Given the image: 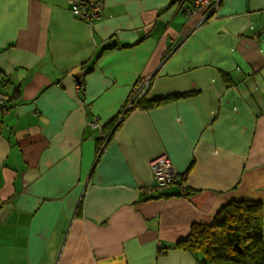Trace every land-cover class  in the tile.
<instances>
[{
  "label": "crops",
  "instance_id": "0c3cea01",
  "mask_svg": "<svg viewBox=\"0 0 264 264\" xmlns=\"http://www.w3.org/2000/svg\"><path fill=\"white\" fill-rule=\"evenodd\" d=\"M175 1L103 0L89 23L71 0H0V264H200L175 242L239 200L264 241V0L202 22ZM138 77L190 95L133 109L97 152L92 122ZM158 153L183 176L147 192Z\"/></svg>",
  "mask_w": 264,
  "mask_h": 264
},
{
  "label": "trees",
  "instance_id": "16d2710c",
  "mask_svg": "<svg viewBox=\"0 0 264 264\" xmlns=\"http://www.w3.org/2000/svg\"><path fill=\"white\" fill-rule=\"evenodd\" d=\"M82 66L85 70L78 78L79 87L84 76L92 70V64ZM188 95L189 92H176L152 99L144 95L135 101L123 117L135 108H152ZM117 117L109 124L101 125V130L107 128V135L97 139L99 146H104L110 140L115 127L122 121L123 117L117 122ZM174 247L189 251L200 264H264L262 204L250 200L231 201L218 210L209 224L192 223L187 235L176 241Z\"/></svg>",
  "mask_w": 264,
  "mask_h": 264
},
{
  "label": "built area",
  "instance_id": "2783aa9c",
  "mask_svg": "<svg viewBox=\"0 0 264 264\" xmlns=\"http://www.w3.org/2000/svg\"><path fill=\"white\" fill-rule=\"evenodd\" d=\"M221 0H194L192 7L186 8V14H192L198 9H203L199 22L214 18L216 10ZM184 0H176L177 5L182 4ZM72 12L79 19L92 23L101 16L103 0H71ZM4 81L0 80V85ZM151 77H138L133 83L128 96L118 114L117 122L123 117L125 112L135 104V101L144 95H147L150 87ZM10 96L0 89V110L6 111ZM92 126L101 129V125L96 118ZM102 149V146H99ZM148 165L152 173V182L145 187L147 192H163L169 185L180 179V174L175 169L173 163L164 153H158L148 160Z\"/></svg>",
  "mask_w": 264,
  "mask_h": 264
},
{
  "label": "water",
  "instance_id": "95a60500",
  "mask_svg": "<svg viewBox=\"0 0 264 264\" xmlns=\"http://www.w3.org/2000/svg\"><path fill=\"white\" fill-rule=\"evenodd\" d=\"M239 251L241 252V249H239Z\"/></svg>",
  "mask_w": 264,
  "mask_h": 264
}]
</instances>
